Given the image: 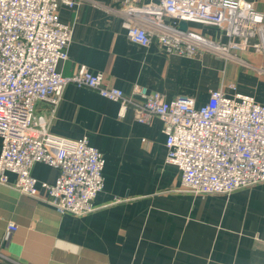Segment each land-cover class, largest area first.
Returning <instances> with one entry per match:
<instances>
[{"label": "crops", "instance_id": "obj_1", "mask_svg": "<svg viewBox=\"0 0 264 264\" xmlns=\"http://www.w3.org/2000/svg\"><path fill=\"white\" fill-rule=\"evenodd\" d=\"M76 1L75 8L59 7L60 19L73 26L68 57L59 64L63 75L85 66L125 93L138 83L167 100L189 97L197 105L210 90L232 83L264 103L262 54L238 51L239 59L227 61L210 52L168 53L156 42L141 46L122 27L123 0ZM149 1L157 0H139ZM249 1L264 16V0ZM187 24L224 40L211 26ZM118 108L95 89L74 84L63 88L53 111L37 103L49 132L86 135L102 153L104 186L93 211L61 214L42 188L39 197L20 193L9 174V184L0 183V264H264V181L228 194L185 190L178 168L165 162L161 120L141 123L131 108L119 118ZM31 173L53 183L58 170L35 162ZM9 222L16 229L6 237Z\"/></svg>", "mask_w": 264, "mask_h": 264}, {"label": "built area", "instance_id": "obj_2", "mask_svg": "<svg viewBox=\"0 0 264 264\" xmlns=\"http://www.w3.org/2000/svg\"><path fill=\"white\" fill-rule=\"evenodd\" d=\"M76 0H0V183L45 199L58 213L85 214L95 209L103 189L105 159L86 135L70 139L48 130L39 102L52 111L67 84L95 89L119 104L123 118L131 108L141 123L157 116L165 134V162L176 166L183 189L228 194L264 181V103L230 83L210 90L200 105L193 98L167 100L158 91L135 83L129 93L108 86L101 72L81 66L63 75L73 26L59 7ZM122 27L141 46L156 42L164 51L188 57L210 52L239 59L238 51L264 57V16L249 0H123ZM215 28L223 39L181 29L179 21ZM234 52V54H233ZM35 162L58 170L53 183L32 175ZM16 229L7 224L6 237Z\"/></svg>", "mask_w": 264, "mask_h": 264}, {"label": "water", "instance_id": "obj_3", "mask_svg": "<svg viewBox=\"0 0 264 264\" xmlns=\"http://www.w3.org/2000/svg\"><path fill=\"white\" fill-rule=\"evenodd\" d=\"M179 27H180L181 29H184V30H185V29H187L188 24H187V22L181 20V21H179Z\"/></svg>", "mask_w": 264, "mask_h": 264}, {"label": "rangeland", "instance_id": "obj_4", "mask_svg": "<svg viewBox=\"0 0 264 264\" xmlns=\"http://www.w3.org/2000/svg\"><path fill=\"white\" fill-rule=\"evenodd\" d=\"M233 54H234V52H233ZM218 58H221V57H218ZM221 59H223V60H227V61H228L230 58H221ZM230 60H233V59H230ZM221 69H222V68H221ZM222 75H223V74L220 73V78L222 77ZM211 79H212V78H211Z\"/></svg>", "mask_w": 264, "mask_h": 264}]
</instances>
